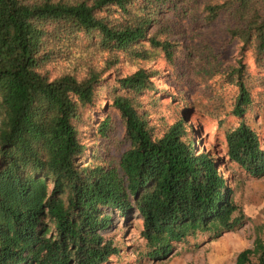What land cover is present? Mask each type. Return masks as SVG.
<instances>
[{"label":"trees","instance_id":"obj_1","mask_svg":"<svg viewBox=\"0 0 264 264\" xmlns=\"http://www.w3.org/2000/svg\"><path fill=\"white\" fill-rule=\"evenodd\" d=\"M222 18L239 45L219 84L236 89L240 120L226 130L224 157L197 147V107L187 75L174 72L183 44L170 24L210 27ZM218 58L210 50L205 61ZM159 59L168 74L153 67ZM59 61L68 71L53 77L48 66ZM123 61L137 69L110 90L109 108L124 137L81 163L82 110ZM160 75L178 83L171 104L180 116L158 134L141 100ZM256 88H264V0H0V264H120L123 249L109 235L115 217L138 218L144 259L155 263L241 230L249 218L222 169L231 163L264 177L263 142L247 118ZM112 126L108 116L95 133L108 139ZM256 232L235 264H264V225Z\"/></svg>","mask_w":264,"mask_h":264},{"label":"rangeland","instance_id":"obj_2","mask_svg":"<svg viewBox=\"0 0 264 264\" xmlns=\"http://www.w3.org/2000/svg\"><path fill=\"white\" fill-rule=\"evenodd\" d=\"M225 21L222 18L210 27L195 28L187 23L170 20L172 39L183 44V53L174 72L187 75L188 82L184 84L188 86L190 97L197 107L193 110L190 124L195 129L197 147L199 150L205 148L212 151L220 157L226 154L224 145L226 130L237 126L240 122L232 115L236 89L231 86L225 89L219 88L226 72L236 63L239 54V45L229 43ZM210 50H213L219 58L218 61L207 64L205 60ZM190 51H195L191 60L186 57ZM248 59L252 62L250 54ZM103 60L99 57L95 64L102 67ZM153 67L163 71V75L171 71L163 59H159ZM68 68L69 64L62 61L48 66L53 77L68 71ZM136 69L137 65L132 66L130 62L123 61L108 72L99 89L95 104L82 110V118L78 126L79 138L85 146V151L79 159L81 163L91 161V158L100 154L103 148L111 146L113 139L119 141L123 139V121L114 109L109 108L112 102L109 92L118 85L117 82L121 77L131 75ZM163 75L155 80L158 90L150 92L141 100L149 110L150 119L153 126L157 127L158 134L162 133L167 124L174 123L180 116L177 107L171 104V97L179 93L178 83L175 79L171 80ZM210 90L214 91L212 101L208 99ZM155 98L159 100L154 101ZM254 98L256 103L254 111L247 114L248 123L260 135L264 147V88H256ZM108 116L113 122V132L108 139H102L96 135L95 129ZM220 120L226 121L223 127L220 125ZM222 170L234 189L237 204L249 218L246 226L212 242L201 240L199 247L192 252H185L179 248L178 254L170 260L155 263L144 259L145 244L140 236L141 222L138 218L128 225L115 217L109 235L115 237V241L123 249L120 264H235L237 256L242 251L253 247L257 237L256 227L264 225V177H250L238 165L231 163H226ZM113 261L114 264L117 263L116 259Z\"/></svg>","mask_w":264,"mask_h":264}]
</instances>
